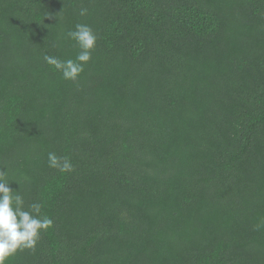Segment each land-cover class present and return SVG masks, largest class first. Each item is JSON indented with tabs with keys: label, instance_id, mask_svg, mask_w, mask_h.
<instances>
[{
	"label": "trees",
	"instance_id": "obj_1",
	"mask_svg": "<svg viewBox=\"0 0 264 264\" xmlns=\"http://www.w3.org/2000/svg\"><path fill=\"white\" fill-rule=\"evenodd\" d=\"M5 169L53 222L6 264H264V0H0Z\"/></svg>",
	"mask_w": 264,
	"mask_h": 264
},
{
	"label": "clouds",
	"instance_id": "obj_2",
	"mask_svg": "<svg viewBox=\"0 0 264 264\" xmlns=\"http://www.w3.org/2000/svg\"><path fill=\"white\" fill-rule=\"evenodd\" d=\"M87 12L86 8H81L79 15L85 16ZM65 37L74 41L79 49L75 58L60 59L45 54L43 59L60 72L63 79L76 81L91 60L98 37L89 25L83 23L75 24ZM47 162L49 167L62 173L73 171L71 160L57 156L55 152L47 154ZM9 181L6 169L0 170V264H6L18 251L35 250L41 232L53 223L48 216L42 215V203L33 202L26 209L23 196L9 186Z\"/></svg>",
	"mask_w": 264,
	"mask_h": 264
}]
</instances>
